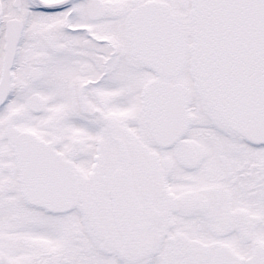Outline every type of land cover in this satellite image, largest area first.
<instances>
[{
  "label": "snow or ice",
  "instance_id": "1",
  "mask_svg": "<svg viewBox=\"0 0 264 264\" xmlns=\"http://www.w3.org/2000/svg\"><path fill=\"white\" fill-rule=\"evenodd\" d=\"M0 264H264V0H0Z\"/></svg>",
  "mask_w": 264,
  "mask_h": 264
}]
</instances>
